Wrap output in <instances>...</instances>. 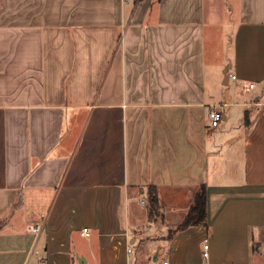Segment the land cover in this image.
<instances>
[{"label":"crops","instance_id":"0c3cea01","mask_svg":"<svg viewBox=\"0 0 264 264\" xmlns=\"http://www.w3.org/2000/svg\"><path fill=\"white\" fill-rule=\"evenodd\" d=\"M225 4L0 0V264H264V0Z\"/></svg>","mask_w":264,"mask_h":264},{"label":"trees","instance_id":"16d2710c","mask_svg":"<svg viewBox=\"0 0 264 264\" xmlns=\"http://www.w3.org/2000/svg\"><path fill=\"white\" fill-rule=\"evenodd\" d=\"M246 123H249L248 113L245 115ZM150 216L160 212V204L158 202L157 192L155 187H150L149 191ZM191 225H207L206 221V202H205V187H200L195 194V200L186 214L184 220L170 232V236L180 229Z\"/></svg>","mask_w":264,"mask_h":264},{"label":"rangeland","instance_id":"374dc122","mask_svg":"<svg viewBox=\"0 0 264 264\" xmlns=\"http://www.w3.org/2000/svg\"><path fill=\"white\" fill-rule=\"evenodd\" d=\"M215 2H216L217 5H219L221 7L223 12L225 10L229 9L231 6H234V5H228V8L225 7L226 6L225 0H215ZM225 26H226V24L223 25V23H222V26H219V27H216V28H213L212 26H210L209 28H207L208 40L210 41L212 39V37L211 38L209 37L212 34L221 33V35H222V30L221 29L224 28ZM209 43H210V45H209L210 53L208 55L209 59L210 60H215V61L222 60V58L224 56L223 54L225 53L224 42L221 41L220 39H218L216 41H214V39H213L212 42L210 41ZM221 109H223V108H220V110ZM220 123H222V120H221ZM210 129L212 130V128H210ZM182 203H183V201H182ZM139 252H142V250H140ZM134 257H135V255H134Z\"/></svg>","mask_w":264,"mask_h":264},{"label":"built area","instance_id":"2783aa9c","mask_svg":"<svg viewBox=\"0 0 264 264\" xmlns=\"http://www.w3.org/2000/svg\"><path fill=\"white\" fill-rule=\"evenodd\" d=\"M123 1H128V0H123ZM232 77L236 78L235 75H233ZM253 87H254V84L249 85V88H253ZM208 114H209L208 116H209V120H210V125L213 127H216L221 122V120L223 119V113H222V111H220L219 109L216 108V104L210 105ZM42 228H43V224L41 222H35L33 225L30 226L29 231L35 235H39L40 232L42 231ZM82 234L89 235L88 228H84ZM204 248L207 249L208 245L207 244L204 245ZM127 252L129 254H132L133 248L129 247L127 249ZM204 256L208 257V252H204ZM165 263H167V262L165 261Z\"/></svg>","mask_w":264,"mask_h":264}]
</instances>
